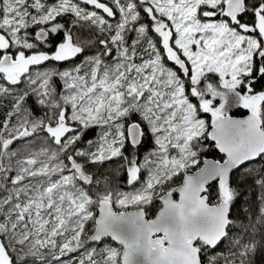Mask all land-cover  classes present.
Returning <instances> with one entry per match:
<instances>
[{"label":"snow or ice","instance_id":"6c2138e0","mask_svg":"<svg viewBox=\"0 0 264 264\" xmlns=\"http://www.w3.org/2000/svg\"><path fill=\"white\" fill-rule=\"evenodd\" d=\"M0 264H264V0H0Z\"/></svg>","mask_w":264,"mask_h":264},{"label":"trees","instance_id":"16d2710c","mask_svg":"<svg viewBox=\"0 0 264 264\" xmlns=\"http://www.w3.org/2000/svg\"><path fill=\"white\" fill-rule=\"evenodd\" d=\"M111 166H113V167H114L115 165H111Z\"/></svg>","mask_w":264,"mask_h":264}]
</instances>
